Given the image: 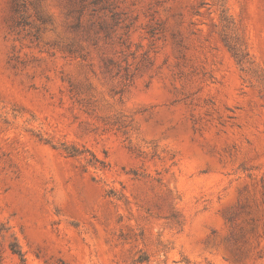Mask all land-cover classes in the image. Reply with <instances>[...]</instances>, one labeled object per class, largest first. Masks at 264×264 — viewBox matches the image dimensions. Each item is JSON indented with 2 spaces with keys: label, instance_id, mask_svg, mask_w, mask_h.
I'll return each instance as SVG.
<instances>
[{
  "label": "rangeland",
  "instance_id": "1",
  "mask_svg": "<svg viewBox=\"0 0 264 264\" xmlns=\"http://www.w3.org/2000/svg\"><path fill=\"white\" fill-rule=\"evenodd\" d=\"M0 264H264V0H0Z\"/></svg>",
  "mask_w": 264,
  "mask_h": 264
},
{
  "label": "trees",
  "instance_id": "2",
  "mask_svg": "<svg viewBox=\"0 0 264 264\" xmlns=\"http://www.w3.org/2000/svg\"><path fill=\"white\" fill-rule=\"evenodd\" d=\"M67 154L69 156H76V153L74 150L71 151H67ZM10 251L12 254L18 256V258L20 259V261H23V254L21 253V251L15 246V245H11L10 246ZM144 259L140 258L138 262H143Z\"/></svg>",
  "mask_w": 264,
  "mask_h": 264
}]
</instances>
